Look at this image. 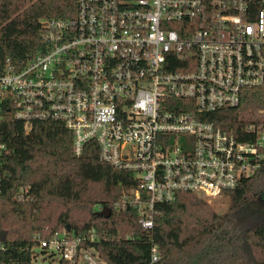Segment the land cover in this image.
Listing matches in <instances>:
<instances>
[{"label": "built area", "instance_id": "2783aa9c", "mask_svg": "<svg viewBox=\"0 0 264 264\" xmlns=\"http://www.w3.org/2000/svg\"><path fill=\"white\" fill-rule=\"evenodd\" d=\"M45 39L23 67L0 73V103L11 98L27 129L63 122L76 154L94 140L102 160L132 172L114 208L137 211L141 236L151 237L159 203L182 191L219 196L261 166L263 123L240 140L203 116L264 84V0H77ZM99 239L94 229L36 234L34 262L107 264ZM160 258L153 244L152 263Z\"/></svg>", "mask_w": 264, "mask_h": 264}, {"label": "trees", "instance_id": "16d2710c", "mask_svg": "<svg viewBox=\"0 0 264 264\" xmlns=\"http://www.w3.org/2000/svg\"><path fill=\"white\" fill-rule=\"evenodd\" d=\"M76 12L77 0H0V73L8 63L20 68L44 51L49 21ZM203 117L247 140V124H264V84L245 89L238 106ZM135 183L132 172L101 159L96 141L78 155L73 132L63 122L36 119L27 129L15 117L12 99H3L0 264H35L34 236L64 229L75 234L94 229L100 239L92 245L107 264H264V160L225 192L231 203L223 213L191 191L159 203L149 239L141 236L134 208H114ZM98 205L110 207L111 215H99ZM153 244L161 256L155 263Z\"/></svg>", "mask_w": 264, "mask_h": 264}, {"label": "rangeland", "instance_id": "374dc122", "mask_svg": "<svg viewBox=\"0 0 264 264\" xmlns=\"http://www.w3.org/2000/svg\"><path fill=\"white\" fill-rule=\"evenodd\" d=\"M204 198L207 199V202L210 204V206L213 208V210H215L218 213L225 212L231 203V198L226 193L221 194V195L216 196V197H204ZM35 264H51V263L48 259H44L43 256L40 255L38 260L35 261Z\"/></svg>", "mask_w": 264, "mask_h": 264}, {"label": "water", "instance_id": "95a60500", "mask_svg": "<svg viewBox=\"0 0 264 264\" xmlns=\"http://www.w3.org/2000/svg\"><path fill=\"white\" fill-rule=\"evenodd\" d=\"M112 213V209L108 206L104 207V209L98 211L99 215H103L105 217H109Z\"/></svg>", "mask_w": 264, "mask_h": 264}]
</instances>
